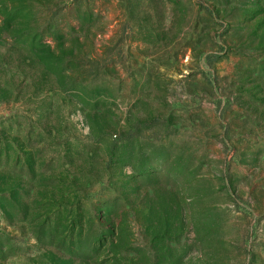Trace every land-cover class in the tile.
<instances>
[{
    "label": "rangeland",
    "instance_id": "374dc122",
    "mask_svg": "<svg viewBox=\"0 0 264 264\" xmlns=\"http://www.w3.org/2000/svg\"><path fill=\"white\" fill-rule=\"evenodd\" d=\"M0 264H264V0H0Z\"/></svg>",
    "mask_w": 264,
    "mask_h": 264
}]
</instances>
